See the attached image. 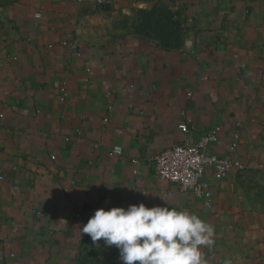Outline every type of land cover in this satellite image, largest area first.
Here are the masks:
<instances>
[{"label": "crops", "instance_id": "obj_1", "mask_svg": "<svg viewBox=\"0 0 264 264\" xmlns=\"http://www.w3.org/2000/svg\"><path fill=\"white\" fill-rule=\"evenodd\" d=\"M152 10L155 22L168 12L164 28L141 27ZM219 124L209 151L245 168L221 180L208 170V204L160 177L155 161ZM257 171L264 0L0 6V264H122L115 246L94 244L81 228L98 208L141 202L169 203L213 226L205 264H264V208L247 187Z\"/></svg>", "mask_w": 264, "mask_h": 264}, {"label": "clouds", "instance_id": "obj_2", "mask_svg": "<svg viewBox=\"0 0 264 264\" xmlns=\"http://www.w3.org/2000/svg\"><path fill=\"white\" fill-rule=\"evenodd\" d=\"M81 233L96 244L115 246L122 264H205L201 247L213 243V226L196 213L170 206L95 210Z\"/></svg>", "mask_w": 264, "mask_h": 264}, {"label": "built area", "instance_id": "obj_3", "mask_svg": "<svg viewBox=\"0 0 264 264\" xmlns=\"http://www.w3.org/2000/svg\"><path fill=\"white\" fill-rule=\"evenodd\" d=\"M179 128L184 133L189 131L187 122L180 123ZM221 130L222 126L219 124L197 140L185 138L183 141L165 148L155 161L159 176L177 183L181 189L189 190L198 197H205L209 204L212 186L204 178L205 173L212 170L214 176L221 180L227 177L232 169L245 168L239 160L209 151L210 144L219 139ZM239 138L240 134L236 132L235 140L231 145L232 150L238 148ZM122 152L120 146H115L112 150V154H122Z\"/></svg>", "mask_w": 264, "mask_h": 264}, {"label": "trees", "instance_id": "obj_4", "mask_svg": "<svg viewBox=\"0 0 264 264\" xmlns=\"http://www.w3.org/2000/svg\"><path fill=\"white\" fill-rule=\"evenodd\" d=\"M17 0H0V6L8 5L10 3H13ZM158 10H152V11H142V17L143 22L142 26L145 29H156L157 26H159V29H162L165 27V22L160 23L163 21V17L165 15H168V12L165 10H162L159 13V17L157 21L155 22V18L157 17ZM254 173V172H253ZM252 174H250L249 180H248V191L250 193L251 200L256 203L257 205L264 208V183H260L258 181H253L251 177Z\"/></svg>", "mask_w": 264, "mask_h": 264}, {"label": "rangeland", "instance_id": "obj_5", "mask_svg": "<svg viewBox=\"0 0 264 264\" xmlns=\"http://www.w3.org/2000/svg\"><path fill=\"white\" fill-rule=\"evenodd\" d=\"M0 5H2V4H0ZM251 177H252V179H254L253 181H258L260 183H264V171L263 172H261V171L260 172L259 171L254 172V173H252Z\"/></svg>", "mask_w": 264, "mask_h": 264}]
</instances>
